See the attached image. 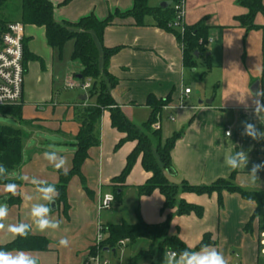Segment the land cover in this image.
Returning a JSON list of instances; mask_svg holds the SVG:
<instances>
[{"label":"crops","instance_id":"0c3cea01","mask_svg":"<svg viewBox=\"0 0 264 264\" xmlns=\"http://www.w3.org/2000/svg\"><path fill=\"white\" fill-rule=\"evenodd\" d=\"M6 1L2 13L15 11L19 15L15 22H21V0L19 5H13V0ZM47 1L54 6L55 22L71 24L91 15L104 21L134 6V0ZM173 1L148 0V6L159 8L170 3L174 7ZM185 7L186 26L192 27L205 19L209 28L206 53L197 55L194 68L184 65L183 48L176 36L158 28L151 17L145 18L143 26H137L132 18L116 17L105 29L99 48L120 49L108 64V72L117 80L110 91L111 97L138 127L151 116L152 109L147 106L149 97L158 101L170 97L157 123L165 140L183 132L171 152L173 173L167 176L171 183L210 186L220 179H229L237 171L234 180L237 186L264 191V170L257 174L258 179H253L248 172L252 164L264 162V139L256 141L242 135L245 120L264 131V116L257 119L251 107L246 110L236 100L239 93L251 92L257 82L258 90L264 89V14L256 16L257 28L247 31L237 21L248 14L239 0H185ZM24 33L27 51L36 60L27 63L23 100L17 105L22 107L23 114L19 127L24 133L22 163L17 170L9 172V176L0 179L19 185L16 196L4 191L5 184L0 185V203L9 209L6 224L31 223L30 204L24 196H35V186L30 180L17 179L18 176L36 177L54 185L59 183V171L43 158L49 145L66 159L68 171L72 169L80 129L79 115L95 102L88 98L89 90L68 87L72 82L81 83L78 77L83 69L79 61L72 60L73 41L65 45L59 56L58 51L48 45L44 27L24 25ZM188 69H192V73L187 77ZM214 74L217 77L213 79ZM187 89L191 91L188 95L185 94ZM261 99L264 101V97ZM248 103L250 105L251 100ZM229 130L231 136L226 137ZM97 133L99 145L89 150L82 166L84 182L76 176L67 187L68 215L65 216L63 206L57 204L56 211L51 212V218L60 221L59 229L40 232L33 226L32 235L50 242L47 252H29L39 258V264H85L92 254L97 226L123 222L134 225L137 209L149 225L162 224L169 214L176 212L161 213L165 199L159 191L139 196L138 188L152 177L143 169L142 157H139L122 186L123 218L116 217L114 207L100 214L97 207L101 196L121 186L112 181L124 170L127 157L137 143L127 142L115 150L125 135L112 127L108 111L103 112ZM239 149L247 152L249 164L246 169L233 170L225 159ZM179 199L204 212L200 218L194 213L175 216L171 236H178L186 247L196 250L208 235L212 242L209 246L222 252L228 264H264L258 221H254L250 231L246 230L255 212V203L227 192L222 194V206L217 193L202 196L183 193ZM64 237L69 240L67 248L58 246ZM16 238L0 231V246ZM145 242L147 240H140L134 245L119 247L116 252H104L111 254L110 263L132 264L131 258L141 251H135V246Z\"/></svg>","mask_w":264,"mask_h":264},{"label":"trees","instance_id":"16d2710c","mask_svg":"<svg viewBox=\"0 0 264 264\" xmlns=\"http://www.w3.org/2000/svg\"><path fill=\"white\" fill-rule=\"evenodd\" d=\"M264 0H239V4L248 10V14L237 19L239 24L247 31L255 28V18L258 14H264ZM6 0H0V11L6 5ZM177 0H174L175 4ZM54 6L47 0H21L20 21L23 25L44 27L48 45L57 50L61 56L65 45L73 41L74 50L72 60H77L82 64L80 76L81 83L91 82L88 91V98L95 99L88 107L82 110L79 115L80 129L76 137V151L73 158V167L67 175L59 171V183L55 185L59 191L56 204L63 206L65 216L68 215L69 205L67 201V187L73 177L82 175V166L88 158L91 148L99 145L97 133L98 125L104 111L110 113L112 127L125 135L115 147L120 149L127 142H136L137 146L127 157L126 166L119 177L113 179V184L121 185L113 187L114 206H121L123 202L122 186L126 183L135 163L142 157V166L146 172L152 174L145 185L138 188L139 196H149L155 191H159L164 197L165 202L161 213L167 210H176L174 214H169L166 221L158 225L146 224L139 210H136V223L129 225L123 222L118 225L103 226L106 240L102 243V252L109 250L116 252L120 247L119 243L128 240V245H134L140 240H147L151 245L146 251H140L131 258L132 264H138L144 260L162 264L163 253L169 249L177 251L184 249L185 244L178 236L169 234L171 223L175 216H185L194 213L197 217L203 216V209L194 205L187 204L179 199L183 193L202 195H212L217 193L219 204L222 206V194L224 192L237 194L243 200L253 202L256 205L255 212L246 226L250 231L255 220L258 221L259 232L264 233V191L245 190L234 183L237 171H234L229 179H220L210 186H191L186 182L180 185L172 184L167 179V174H172L171 152L176 142L180 139L183 132L174 134L171 138L162 140L160 130H153V125L157 123L158 116L164 106L170 103V97L165 100H157L149 97L147 106L152 109L149 120L141 127L133 124L117 106L111 97V89L117 84V80L108 72V64L113 55L120 49H106L102 45L105 29L110 26L113 20L118 17L121 19L132 18L137 26H143L146 17H151L155 25L172 33L177 41L183 45V61L188 68L196 66V57L206 53L205 46L208 41L209 28L206 20L200 21L192 27H186L184 35L175 29L169 28L175 19L174 7L151 8L148 0H134L133 9L121 14L116 13L104 21H99L95 16L83 18L76 24L57 23L54 20ZM11 23V22H9ZM0 22V37L5 31L7 24ZM36 60L27 51L26 42L24 43V69L26 72L27 63ZM0 115L11 117L17 122H23L22 107H6L0 109ZM156 140V145L154 144ZM23 133L19 128L0 125V164H3L8 173L17 170L22 163ZM8 181L0 180V185L7 184ZM156 243V244H155ZM210 237L206 235L196 250L204 245H211ZM50 242L44 237L31 234L27 238L17 237L13 242L0 246V249L11 252H47ZM95 254V250H92Z\"/></svg>","mask_w":264,"mask_h":264},{"label":"clouds","instance_id":"9594fccd","mask_svg":"<svg viewBox=\"0 0 264 264\" xmlns=\"http://www.w3.org/2000/svg\"><path fill=\"white\" fill-rule=\"evenodd\" d=\"M239 93V92H238ZM264 89L258 90L255 93L250 90L236 97L239 104L243 105L247 110L251 107L254 116L257 119H261L264 116ZM251 100L249 105L248 101ZM242 135L250 137L252 140L264 139V131H261L255 124L248 122L247 120L242 122ZM226 137L231 136L229 130ZM43 158L57 171H63L65 175L68 173V169L65 167L67 161L59 155L56 149L52 146H48V150L43 152ZM225 163L233 170L240 168H247L249 164V156L247 152L239 149L234 154L229 155L225 159ZM264 170V162L252 164L251 170L248 171L253 179H258V173ZM8 175V169L0 164V179L6 178ZM17 179L22 181H29L35 186V196L26 195L24 199L30 204V220L31 223H15L6 224L5 221L8 217L9 209L6 204H0V231L6 232L13 238H27L33 229V226L40 232L47 230H58L60 227V221L53 220L51 218L52 208L50 205L55 202L59 196V191L54 184H50L45 180H40L36 177L29 178L27 176H18ZM19 185L16 183H7L4 185V191L10 193L12 196L18 195ZM114 199L110 194L105 197V206L107 202ZM36 201V202H33ZM39 201H46L47 203H40ZM98 235L97 239H101ZM58 246L67 248L69 246V240L64 237L58 242ZM0 264H39V258L26 251H16L15 253L7 250L0 249ZM162 264H228V260L222 252L218 251L215 247L204 245L199 250H193L190 246L185 247L182 250L169 249L163 253Z\"/></svg>","mask_w":264,"mask_h":264},{"label":"built area","instance_id":"2783aa9c","mask_svg":"<svg viewBox=\"0 0 264 264\" xmlns=\"http://www.w3.org/2000/svg\"><path fill=\"white\" fill-rule=\"evenodd\" d=\"M175 19L169 28L175 29L181 35H184L186 30L185 18L186 7L185 0H177L174 4ZM24 43L25 33L24 25L21 22H11L7 24L5 31L0 37V109L6 107H13L20 105L24 95V81H25V69H24ZM182 48L184 47L181 45ZM70 89L80 88L84 91H88L91 88V82L86 83L72 82L68 84ZM190 90L187 89L185 94H190ZM153 130H159V124L153 125ZM101 196L98 202V212L101 214L112 210L114 207L115 198L107 202L105 206L106 195ZM98 235L102 237L97 239ZM107 235L104 233L102 224L97 226L96 237L93 245L95 254H91L88 261L85 264H111L107 260L102 259V243L106 240ZM128 243V240L121 241L120 247H124ZM260 247L261 255L264 260V233L260 235Z\"/></svg>","mask_w":264,"mask_h":264},{"label":"rangeland","instance_id":"374dc122","mask_svg":"<svg viewBox=\"0 0 264 264\" xmlns=\"http://www.w3.org/2000/svg\"><path fill=\"white\" fill-rule=\"evenodd\" d=\"M13 2H14V4L13 5H19L20 4V0H13ZM155 4V3H154ZM155 6V5H154ZM157 6V5H156ZM9 13V12H8ZM7 13V15H6V13H2V11H0V22L1 23H9V22H15L16 20H19V15L17 14V12H10L9 14ZM67 49H69V46H68V48ZM71 49V48H70ZM201 68H202V65L200 66ZM200 67H198V70H197V72H199L200 71ZM187 77L189 76V73H192V69H188L187 70ZM217 77V74H214L213 75V79L214 78H216ZM76 91H78V89H75ZM195 90V89H194ZM194 94H197V91H194ZM164 119H166V118H164ZM0 125H3V126H9V127H12V128H19L20 127V123L19 122H17L15 119H13V118H11V117H4V116H2V115H0ZM24 134V133H23ZM162 138H163V136H162ZM164 139V138H163ZM165 140V139H164ZM50 142H52V140H49ZM156 140H154V144L156 145ZM9 176V175H8ZM167 176H168V174H167ZM167 179H168V177H167ZM168 181H169V179H168ZM170 182V181H169ZM171 183V182H170ZM172 184H174V183H172ZM175 185H180V184H175ZM0 204H3V203H0ZM113 210L115 211V213H116V217L117 218H123V204L121 205V206H114V208H113ZM123 220V219H122ZM169 234H170V231H169ZM129 243V242H128ZM127 243V244H128ZM126 244V245H127ZM156 244V243H155ZM151 245V242H149V241H147V243L145 242V243H143V244H140V245H137V246H135V248H134V250L135 251H139V250H141V251H146V250H148V247ZM140 252V251H139ZM111 254L110 253H107V252H103L102 253V259L103 260H108L109 262L111 261V260H109L110 259V256ZM142 262H146V263H150L151 262V264H156L155 263V260H153V261H149V260H144V261H142ZM141 263V262H140ZM111 264H114L113 262L111 263ZM117 264H119V263H117ZM121 264V263H120ZM122 264H123V261H122Z\"/></svg>","mask_w":264,"mask_h":264},{"label":"water","instance_id":"95a60500","mask_svg":"<svg viewBox=\"0 0 264 264\" xmlns=\"http://www.w3.org/2000/svg\"><path fill=\"white\" fill-rule=\"evenodd\" d=\"M169 6H170V3H164V4H162L160 7H161V8H168ZM78 78H79L80 80L82 79L81 76H79ZM258 87H259V83L257 82V83H255V84L253 85V87H252V89H251V92H252V93L257 92V91H258ZM86 98H87L86 96L83 97L84 100H85ZM50 207L52 208V211H56V209H57L56 202H53V203L50 205Z\"/></svg>","mask_w":264,"mask_h":264}]
</instances>
